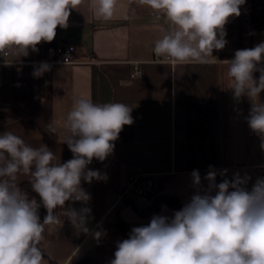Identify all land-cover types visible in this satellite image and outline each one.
<instances>
[{"label": "crops", "instance_id": "crops-1", "mask_svg": "<svg viewBox=\"0 0 264 264\" xmlns=\"http://www.w3.org/2000/svg\"><path fill=\"white\" fill-rule=\"evenodd\" d=\"M90 0L71 9L66 29H56L51 43L42 41L27 57L0 53V133L13 131L32 147L47 145L61 163L73 153L63 143V122L73 98L90 96L95 103L122 102L132 108L134 123L123 126L113 151L104 161L95 158L88 168L107 174V180L81 181L91 195L88 235L78 233L64 218L46 226L41 248L47 264H76L92 257L110 264L119 241L128 238L120 223L147 225L153 215L172 216L166 205L157 213L148 207L157 196H174L183 207L191 197L208 189L202 179L193 186L191 173L203 178L213 166L227 169V178L239 172L254 184L264 173L261 138L247 123L251 102L233 99L228 63L236 50L264 42V0H245L240 15L224 26L225 47L207 64L156 61L155 41L170 30L171 22L140 0H118L111 19H97ZM71 47L73 62H57V49ZM165 58L166 56H160ZM141 62L142 75L133 78V62ZM47 62L51 70L40 78L34 65ZM258 67H264V58ZM259 72L254 73L258 78ZM264 101V92L260 94ZM53 123L57 134L47 131ZM150 184L149 197L130 187V177ZM217 183L222 177L217 176ZM28 177H22V183ZM211 194H215L213 191ZM140 198V199H139ZM70 202H66L68 206ZM79 209L82 205H73ZM46 215L43 208L41 222ZM104 234L99 240L93 232Z\"/></svg>", "mask_w": 264, "mask_h": 264}, {"label": "clouds", "instance_id": "clouds-1", "mask_svg": "<svg viewBox=\"0 0 264 264\" xmlns=\"http://www.w3.org/2000/svg\"><path fill=\"white\" fill-rule=\"evenodd\" d=\"M84 0H0V53L27 57L29 49L42 41L51 43L56 29H66L71 9ZM171 22L161 29L153 51L173 63L207 64L213 50L227 41L224 26L229 17L240 15L245 0H140ZM118 0H90L97 19H111ZM264 42L236 50L227 62L233 99L251 102L247 123L261 138L264 150ZM51 70L47 62L34 65L32 75L40 78ZM259 76L254 77V73ZM132 108L122 102L95 103L90 96L73 98L63 122L66 143L73 157L61 163L47 145L32 147L21 136L0 133V264H47L41 248L46 226L66 218L78 232L88 235L91 195L81 181L107 180V174L88 168L95 158L104 161L113 151L125 125L134 123ZM47 131L59 134L53 123ZM227 169L209 166L202 178L191 173L193 186L207 181L205 194L193 195L172 216L153 215L147 225L131 228L128 238L117 243L110 264H264V177L248 189L247 174L227 178ZM221 182L217 183V176ZM22 177L35 196L20 187ZM215 194H211L212 192ZM37 197L39 199H37ZM66 202H70L66 206ZM79 202L77 209L73 205ZM46 209L41 222L39 209ZM99 240L104 234L92 233Z\"/></svg>", "mask_w": 264, "mask_h": 264}, {"label": "built area", "instance_id": "built-area-1", "mask_svg": "<svg viewBox=\"0 0 264 264\" xmlns=\"http://www.w3.org/2000/svg\"><path fill=\"white\" fill-rule=\"evenodd\" d=\"M221 50H215V53H219ZM2 57H7L9 54H4L1 53ZM155 59L156 61H170L172 62V60L169 57H165V58H161L160 56H157L155 54ZM57 62L61 63V64H65V63H72L73 62V50L71 47H67V46H60L57 49ZM133 71H132V77L136 78V77H140L142 75V70H141V62L136 61L133 62ZM130 187H132L139 195L143 196V197H149L150 196V192H149V188H150V184L146 186L142 185V183H140V177L138 175H132L130 177Z\"/></svg>", "mask_w": 264, "mask_h": 264}, {"label": "trees", "instance_id": "trees-1", "mask_svg": "<svg viewBox=\"0 0 264 264\" xmlns=\"http://www.w3.org/2000/svg\"><path fill=\"white\" fill-rule=\"evenodd\" d=\"M264 177V173L262 174L261 178ZM253 184L251 185H247L246 187L248 189L251 188ZM22 189H24L25 191L28 192L30 198L32 196H35L36 194L32 192L31 190V185L27 182H24L21 184L20 186ZM37 199H39L37 197ZM168 206L172 209V211H178L182 208L181 206V203L178 201V199L174 196H157L153 203H151L148 207V210L151 212V213H157L159 212V210L162 208V206ZM42 211H43V207H41L39 209V214H40V218L42 216ZM120 228L127 234H129L130 230H129V225L127 224H124V223H120ZM76 264H99L97 263L92 257H86L84 259H82L81 261L77 262Z\"/></svg>", "mask_w": 264, "mask_h": 264}, {"label": "rangeland", "instance_id": "rangeland-1", "mask_svg": "<svg viewBox=\"0 0 264 264\" xmlns=\"http://www.w3.org/2000/svg\"><path fill=\"white\" fill-rule=\"evenodd\" d=\"M140 199V198H139Z\"/></svg>", "mask_w": 264, "mask_h": 264}]
</instances>
